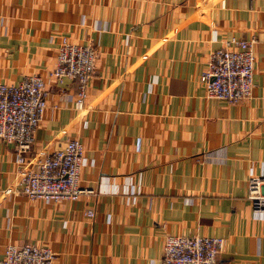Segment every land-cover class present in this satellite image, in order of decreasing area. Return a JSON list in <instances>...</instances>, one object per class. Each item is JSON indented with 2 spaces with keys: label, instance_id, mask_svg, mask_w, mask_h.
I'll return each mask as SVG.
<instances>
[{
  "label": "crops",
  "instance_id": "0c3cea01",
  "mask_svg": "<svg viewBox=\"0 0 264 264\" xmlns=\"http://www.w3.org/2000/svg\"><path fill=\"white\" fill-rule=\"evenodd\" d=\"M231 38L252 40L254 59L249 96L227 103L197 78ZM61 40L95 49L78 105L75 82L48 75ZM27 76L45 108L20 164L0 141V259L30 243L52 264H159L166 235H198L225 239L222 264H264V212L245 199L264 177V0H0V83ZM70 139L89 193H3Z\"/></svg>",
  "mask_w": 264,
  "mask_h": 264
},
{
  "label": "built area",
  "instance_id": "2783aa9c",
  "mask_svg": "<svg viewBox=\"0 0 264 264\" xmlns=\"http://www.w3.org/2000/svg\"><path fill=\"white\" fill-rule=\"evenodd\" d=\"M231 49L210 52L206 67L197 78L208 98L233 103L249 96L252 87L253 41L231 38ZM95 49L90 44H69L61 40L55 51V63L49 77L56 82H75L74 103L80 104L93 73ZM46 90L39 76H27L16 84L0 83V141L11 144L16 162L21 163L30 150L32 134L45 108ZM82 146L67 140L37 163L34 169L20 170L18 188L3 193H20L43 202L74 201L90 190L78 186ZM245 199L254 212H264V177L250 176ZM90 211L86 216H91ZM225 245L218 236L166 235L159 264H222L217 253ZM54 254L45 246L7 245L0 264H52Z\"/></svg>",
  "mask_w": 264,
  "mask_h": 264
}]
</instances>
